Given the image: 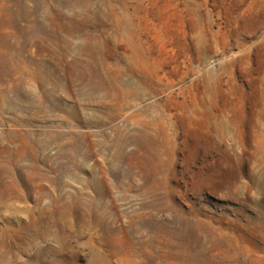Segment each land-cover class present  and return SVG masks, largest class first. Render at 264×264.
<instances>
[{
    "label": "rangeland",
    "instance_id": "obj_1",
    "mask_svg": "<svg viewBox=\"0 0 264 264\" xmlns=\"http://www.w3.org/2000/svg\"><path fill=\"white\" fill-rule=\"evenodd\" d=\"M21 1L0 264H264V0Z\"/></svg>",
    "mask_w": 264,
    "mask_h": 264
},
{
    "label": "bare ground",
    "instance_id": "obj_2",
    "mask_svg": "<svg viewBox=\"0 0 264 264\" xmlns=\"http://www.w3.org/2000/svg\"><path fill=\"white\" fill-rule=\"evenodd\" d=\"M21 3H22L21 0H13V1L0 0V27H4V28H8V29L12 28V30H14V33L12 35L9 34L7 36L8 37L7 39L4 38V36L0 35V91H2L4 88H11L12 89V87L9 84V81H8V84H6L7 82H5V78L7 76L9 77L12 74L13 69H14V67H13L14 63L12 61V58L14 59L13 56L15 55L14 54L15 53V46L12 45V43H11L12 41L10 42L9 38L10 37H14V38H19L20 39V37H23L25 35V32H26V30H25L26 27H24L20 23L21 20H22V17L24 16V11H21V10L18 9V7L21 5ZM14 7H16V10H14ZM25 36H27V35H25ZM127 37L131 41V43L134 44V49L136 51H138L137 44L135 43V28H132L131 31L128 32ZM27 39H28L27 41L29 43H37L38 42L39 43V47L38 48H40L42 51L45 50V49H47V51H48V50L51 49V46H53V45L49 44L50 42L48 43L47 38L45 39L43 37L36 38V36H34V37H32V36L28 37L27 36ZM21 46L22 45H21V42H20V49H21ZM53 52H55V51H53ZM20 66H22V65H20ZM142 66H143V68H147L148 67L145 62H143ZM23 67H24V65H23ZM0 93H2V92H0ZM0 96H2V95H0ZM6 152H7L6 150L0 151V169H3L4 162L12 163V165L17 163L19 155L9 158L7 155H5ZM4 157H6V158H4ZM5 185H6V187H8L9 184L5 183ZM5 185H3V186H5ZM8 189L9 188H5L4 190H0V201L4 200L5 190H8ZM96 224L100 225L104 230H108L107 226L100 219L96 220ZM62 227H64V226H62ZM91 248H92V250L89 252L90 263L91 264H104V258L100 255V253L97 250H95L93 246H91ZM177 254L176 255L174 254V256H173L174 260L184 261V259H185L184 257L186 256V254H183L182 256H179Z\"/></svg>",
    "mask_w": 264,
    "mask_h": 264
}]
</instances>
